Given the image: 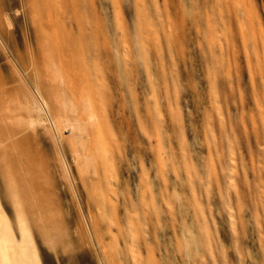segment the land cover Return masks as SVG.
I'll return each instance as SVG.
<instances>
[{
	"label": "rangeland",
	"instance_id": "374dc122",
	"mask_svg": "<svg viewBox=\"0 0 264 264\" xmlns=\"http://www.w3.org/2000/svg\"><path fill=\"white\" fill-rule=\"evenodd\" d=\"M62 1L111 159L96 195L42 65L52 20L0 0V264H264V0H236L244 28L235 0Z\"/></svg>",
	"mask_w": 264,
	"mask_h": 264
},
{
	"label": "bare ground",
	"instance_id": "6f19581e",
	"mask_svg": "<svg viewBox=\"0 0 264 264\" xmlns=\"http://www.w3.org/2000/svg\"><path fill=\"white\" fill-rule=\"evenodd\" d=\"M237 1L235 0L234 3ZM234 3L232 4L236 6V18L240 27L244 28L246 24L245 15L243 14L245 11L243 12L242 10L244 8H242L243 6L241 7L242 4L236 3L238 4L237 6ZM233 5L232 8L235 10ZM41 9L42 12H46V18L48 20L51 19L53 25V30L45 38V45L42 48V65H44L47 75L49 74V78L57 90L54 106L62 112L64 105L66 112L64 113L77 136L76 140L79 141L84 151L83 158L80 161L81 168L87 171V182L94 185V188H96L94 192L99 195L98 180L96 178L99 168L98 164L107 163L111 157L110 155L109 158L107 156L108 151L105 146L107 137L104 125L100 121L86 92V85L91 73L86 62L87 56L89 55L90 57V53L86 55L85 51L88 49L87 52H89L90 47L95 42L92 35L86 31L82 21L76 20L74 11L67 2L62 0H41ZM98 28V26H93L91 34H95V36L101 34ZM68 32L72 35L68 36ZM35 87L38 96H34L30 92L33 105L28 100L24 107L28 114L27 123L32 126L34 124L46 126L49 123L48 121H50L49 109L39 87L37 85ZM62 168L65 172L63 164Z\"/></svg>",
	"mask_w": 264,
	"mask_h": 264
}]
</instances>
